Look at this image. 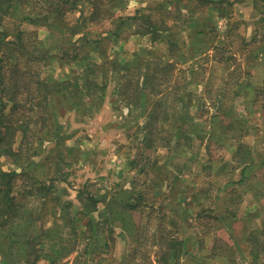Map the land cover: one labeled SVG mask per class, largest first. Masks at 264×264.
<instances>
[{"label":"rangeland","instance_id":"374dc122","mask_svg":"<svg viewBox=\"0 0 264 264\" xmlns=\"http://www.w3.org/2000/svg\"><path fill=\"white\" fill-rule=\"evenodd\" d=\"M0 95V264H264V0H0Z\"/></svg>","mask_w":264,"mask_h":264},{"label":"trees","instance_id":"16d2710c","mask_svg":"<svg viewBox=\"0 0 264 264\" xmlns=\"http://www.w3.org/2000/svg\"><path fill=\"white\" fill-rule=\"evenodd\" d=\"M6 1H10V0H6ZM216 3H219V1H216ZM33 10H35V9H33ZM22 35H23V33H22ZM2 43L15 44L14 41H6L5 37H3V39H2ZM15 45H17V47H19L18 46L19 44H15ZM20 45L23 48L22 42H20ZM18 53H20V52H18ZM0 98H1V95H0ZM0 118H1L0 119V140H2L3 134H4V131L1 128V125H2L1 121L3 120V114H0ZM17 173L18 172H5V171L0 172V219L1 218L4 219L7 216L5 219V220H7L11 216H15L18 214L19 207L16 204V197H15V195L17 193L14 192L15 189L13 186V175L15 176ZM88 199L93 201L94 204L98 200L96 197H91ZM131 199L133 200L132 203H131V201H127V202L131 203V206L128 205L131 209L135 208L137 206V204L140 203L142 200L141 197H138V200H136L135 197H131ZM16 212H17V214H16ZM104 213H105V211H104ZM93 222L96 223V225H97V222L92 219V221L89 222V225H90L89 230H91L92 228L95 227Z\"/></svg>","mask_w":264,"mask_h":264}]
</instances>
